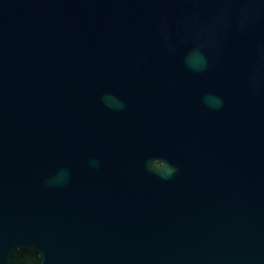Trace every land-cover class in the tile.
I'll use <instances>...</instances> for the list:
<instances>
[{"label":"water","instance_id":"water-1","mask_svg":"<svg viewBox=\"0 0 264 264\" xmlns=\"http://www.w3.org/2000/svg\"><path fill=\"white\" fill-rule=\"evenodd\" d=\"M0 264H264V0H0Z\"/></svg>","mask_w":264,"mask_h":264},{"label":"clouds","instance_id":"clouds-1","mask_svg":"<svg viewBox=\"0 0 264 264\" xmlns=\"http://www.w3.org/2000/svg\"><path fill=\"white\" fill-rule=\"evenodd\" d=\"M121 107H123V105H121Z\"/></svg>","mask_w":264,"mask_h":264}]
</instances>
